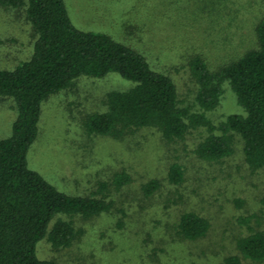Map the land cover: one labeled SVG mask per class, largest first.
<instances>
[{"label":"rangeland","instance_id":"obj_1","mask_svg":"<svg viewBox=\"0 0 264 264\" xmlns=\"http://www.w3.org/2000/svg\"><path fill=\"white\" fill-rule=\"evenodd\" d=\"M64 1L72 23L84 31L131 41L126 23H137L134 43L170 67L181 64L183 52L177 43L182 40L207 45L205 57L213 66L238 57L228 55L241 53L251 43L252 28L264 15V0ZM35 37L23 11L0 7V69L27 60ZM173 77L182 102L191 105L195 85L189 75L180 69ZM128 86L116 74L80 78L43 104L38 137L27 155L29 168L62 193L100 198L109 208L89 218L58 215L50 227L57 220L71 221L76 237L59 250L42 240L37 257L57 264H223L225 258L239 255L237 241L250 230L264 228V170L249 171L239 144L222 163L198 159L191 151L198 135L188 137L185 148L164 143L150 129L122 140L89 135L85 121L105 110V94ZM240 112L225 83L209 118L216 124ZM15 116L10 100L0 103V140L10 135ZM172 164L183 168L180 185L168 181ZM120 175L129 182L115 188L112 182ZM152 180L160 183L159 189L144 195L142 186ZM186 212L208 221L204 237L190 241L179 235V217ZM239 257L240 264H264Z\"/></svg>","mask_w":264,"mask_h":264},{"label":"trees","instance_id":"obj_2","mask_svg":"<svg viewBox=\"0 0 264 264\" xmlns=\"http://www.w3.org/2000/svg\"><path fill=\"white\" fill-rule=\"evenodd\" d=\"M0 7L23 11L36 36L27 60L0 69V103L10 100L16 112L10 135L0 140V264H57L37 257L38 243L46 239L53 250L66 248L76 232L71 221L57 220L50 227L53 220L58 215L89 218L109 208L100 198L60 192L28 166L43 104L80 78L116 74L129 84L105 94V110L85 121L89 135L122 140L150 129L164 143L184 148L188 137L198 135L191 150L198 159L222 163L239 144L249 171L264 170V15L252 28L251 43L241 53L228 55L238 57L213 66L205 57L207 45L182 40L177 43L183 52L181 64L170 67L167 61L147 56L143 44L134 43L137 23H126L130 41L128 35L117 39L77 28L64 0H0ZM180 69L195 85L191 105L182 102L173 77ZM225 83L242 112L215 124L208 113L219 106ZM167 177L173 185L182 184L183 168L172 164ZM128 182V176L120 175L112 183L120 188ZM159 187L152 180L142 191L151 195ZM208 228V221L192 212L183 213L177 224L179 235L190 241L204 237ZM237 250L251 263L264 262V228L240 238ZM239 255L225 258L223 264H240Z\"/></svg>","mask_w":264,"mask_h":264}]
</instances>
